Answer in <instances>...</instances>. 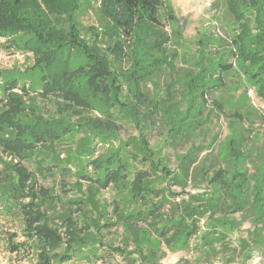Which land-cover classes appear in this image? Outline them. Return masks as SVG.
<instances>
[{"label":"trees","instance_id":"trees-1","mask_svg":"<svg viewBox=\"0 0 264 264\" xmlns=\"http://www.w3.org/2000/svg\"><path fill=\"white\" fill-rule=\"evenodd\" d=\"M224 1L230 14L242 25L233 42L236 51H223L222 55L229 52L236 56L238 67L220 56L217 64L210 67L201 60L193 64L199 67L196 70L179 68L167 82L166 96L160 98L150 96L147 82L171 66L175 69L176 54L164 47L166 41L161 37L164 16L176 24V37L182 36L180 18L164 0H101L100 5L111 22L110 28H104L109 44L103 49L97 41L89 44L81 37L74 13L78 0H0V37L21 35L22 45L34 57V63L20 77L6 72L8 78L0 83V146L17 159L10 162L0 156V200L8 207L18 208L24 223V238L15 243L16 236L12 235L10 251H35L36 260L29 264H55L57 260L64 264L85 252L96 255V251L90 252L88 248L92 243H102L91 231L93 226L102 228L99 220L79 226L71 211H58L54 203V198L60 199L58 195H51L37 183L25 164L33 159L36 150L60 143L80 131L86 141L78 151L87 150L85 144L93 138L107 141L116 136L120 118L117 114L124 112L123 117L132 119L139 130V136L131 143L137 150L133 157L142 155L140 159L150 161L152 170L167 175L170 170L166 164L160 158L154 159L155 152L145 133L146 122L151 124L159 117L168 136L180 140L202 128L210 113L219 110L229 119L230 130L225 138L227 153L219 156V164L194 166L200 151L210 147L205 143L191 146L180 159L179 176L190 175L194 187L202 191L188 192L182 198L179 193L167 194L156 185L151 170H138L129 183L130 192L133 200L143 204L119 215L127 228L126 239L132 238L134 248L112 247V250L123 255L139 251L142 260L156 262L155 251L143 255L140 248L146 236L134 222L143 221L147 230L158 237L159 245L163 242L171 251L194 247L208 255L215 249V242L240 229L247 215L252 228L247 230V237L240 239L238 251L244 254V264L255 251L264 254V147L256 153L254 148L242 146L246 132H254L246 122L260 113L251 104L237 108L230 98L223 96L215 98L211 112L203 116L207 95L219 86L228 87L224 75L235 70L243 78L244 96L253 88L264 99V0ZM22 77L33 78L30 85L39 84L42 96L53 93L61 98L60 108L62 104L73 111L92 110L99 105L104 108L105 117L87 115L73 123L63 113L45 116L33 104L26 84L21 93L14 91ZM7 98L8 106H4ZM182 103L186 104L184 109ZM119 153L115 149L109 156L87 159L86 164L92 165L98 174L81 176L96 183L99 189L110 182L118 183L120 176L125 177ZM88 154L91 157L94 148H89ZM179 176L172 177L179 181ZM196 181L204 182L205 187L200 188V182ZM71 203L77 204L79 210L87 203L98 208L93 195L75 198ZM236 213L243 216L238 218ZM192 237L198 238L194 246L190 243Z\"/></svg>","mask_w":264,"mask_h":264},{"label":"rangeland","instance_id":"rangeland-1","mask_svg":"<svg viewBox=\"0 0 264 264\" xmlns=\"http://www.w3.org/2000/svg\"><path fill=\"white\" fill-rule=\"evenodd\" d=\"M67 1V0H66ZM101 0H78V6L75 7V20L78 22L80 35L89 44L97 41L103 49L109 42L107 33L104 28H110L111 22L106 16L103 8L100 5ZM180 18L182 25V36L176 37L174 34L176 24L171 23L164 11L161 15L164 16L165 22L163 26L164 34L162 39L166 41L164 46L170 53H176L173 58L175 69H166V71L155 79L147 82V91L150 96L163 98L166 96L167 82L173 78L174 72L179 68L190 67L198 69L194 66L197 61L204 60L207 67L210 64L216 65L218 59L222 56L227 63H232L234 68L238 67L236 56L224 53L225 51H236L233 45L234 40L241 33V23L238 22L228 11L224 0H164ZM164 10V9H163ZM68 27V24L64 26ZM254 33L256 31H253ZM97 34V35H96ZM21 35L8 37H0V83H3L8 74H16L20 77L21 72L34 63L33 54L27 51L22 45ZM113 40V39H112ZM16 42V44H14ZM221 56V58H220ZM237 61V62H236ZM200 66V65H199ZM20 72V73H18ZM237 70L224 75L225 84L228 87L219 86V89L212 91L207 95V104L204 108L203 116L213 108L215 98L221 99L226 96L230 98L231 103L237 108H246L251 104L260 113L259 117L253 120H248L246 126L250 124L254 132H246L247 136L242 143L243 148H254V151H262L264 147V99L257 96L253 88L248 89V96H244L245 85L243 78L240 77ZM34 79L28 77L21 78L20 85L14 88V91L21 93L23 84L29 90V96L32 98L33 104L48 117L58 116L63 113L71 122L78 123L83 116H95L104 118V108L99 105L92 110L76 108L73 111L71 108H65L61 98L53 93L45 97L40 94L41 87L36 82L30 85ZM178 83V81H177ZM2 96L0 90V97ZM27 96V95H26ZM28 99V96H27ZM8 98L4 106H8ZM182 109L185 108V103H182ZM62 110V111H60ZM124 112L117 120L116 136L110 140L102 141L93 138L89 143L85 144L87 150L78 151L79 146L84 140L82 131L76 132L72 137H67L61 140L60 143H55L53 146L41 147L36 150L31 161H25L28 169L34 174L37 183L46 187L51 195H58L60 199L54 198L58 211H71L77 219L78 225L81 226L85 222L92 224L94 219L100 221L103 225L99 230L97 227H91V231L96 237L102 241L92 243L88 250L96 251V255L90 256L85 254L76 255L73 259L65 262L66 264H244V254L239 250L238 245L241 238L247 237V230L252 228L250 218L246 216L239 230H236L225 239L215 242V249L208 255H203L200 250L180 248L171 251L163 242L159 245L158 237L150 230H147V225L143 221L134 222L135 226L143 234L144 241L141 244L143 255H149L155 251L157 261L154 263L142 260L140 252L133 254H120L112 250V247H124L128 250H133L134 243L132 238L126 239L127 228L119 215H124L131 212L143 203L136 202L132 199L130 192V181L133 179L136 172L140 169L151 170L152 177L156 185L164 188L167 194L179 193L180 197H187V193H197L202 190L194 187L193 179L189 175L187 178L179 176L182 163L180 159L188 149L197 144H209L208 149L200 151L197 162L194 166L206 167L210 165H218L219 156L227 153L226 136L229 134V126L227 117L222 115L221 111L216 110L210 113V118L202 128H198L190 137L186 139L176 140L168 136L167 127L159 117L154 119L150 124L146 122L145 133L146 137L154 150V159H159L160 162L166 164L170 173L162 174L161 171H154L150 167V161H142V155L135 159L133 156L137 154L136 148L131 145L133 139L139 136V130L135 122L129 117H123ZM249 130V129H248ZM84 138V139H83ZM130 142V145L126 144ZM84 145V146H85ZM208 145V146H209ZM81 148V147H80ZM83 148V147H82ZM94 148V154L91 157L88 154V149ZM120 150L119 158L124 163L125 167L121 177L116 182H110L105 188H97V184L89 179L83 178L82 174L96 177L98 172L92 165L86 164L87 159L96 158L99 156H109L114 150ZM0 156L5 161L17 162L16 158L2 151L0 146ZM89 157V158H88ZM40 163V165L38 164ZM39 165V166H38ZM161 166V165H159ZM40 167V168H39ZM41 169V170H39ZM252 171V170H251ZM179 176L177 181L172 176ZM198 177L197 179H199ZM180 182V183H179ZM200 188L205 187V183L201 181ZM93 195L98 201V208L93 207L92 203H87L81 206V210L76 209L77 204L71 203V200L88 197ZM26 199L25 202H28ZM152 199H150L151 201ZM57 211V212H58ZM235 216L240 218L242 213H236ZM109 222V224H105ZM105 224V225H104ZM204 221L201 222V231L203 230ZM23 217L21 212L16 207H8L6 203L0 200V264H29L36 260V252L20 249L18 251H10L8 244L11 242L12 235H15L14 242H21L23 236ZM145 231V232H144ZM198 238L192 237L190 243L194 246ZM224 246V247H223ZM237 249V250H235ZM129 256V257H127ZM134 259L130 262V259ZM64 263V264H65ZM55 264H61L56 261ZM245 264H264V254L255 251L252 257L246 260Z\"/></svg>","mask_w":264,"mask_h":264},{"label":"water","instance_id":"water-1","mask_svg":"<svg viewBox=\"0 0 264 264\" xmlns=\"http://www.w3.org/2000/svg\"><path fill=\"white\" fill-rule=\"evenodd\" d=\"M66 264V263H65Z\"/></svg>","mask_w":264,"mask_h":264}]
</instances>
